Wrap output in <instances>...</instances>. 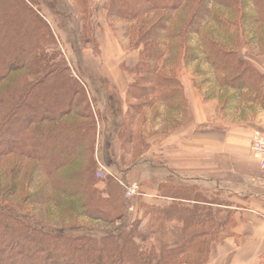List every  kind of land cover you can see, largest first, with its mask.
<instances>
[{
	"label": "trees",
	"instance_id": "16d2710c",
	"mask_svg": "<svg viewBox=\"0 0 264 264\" xmlns=\"http://www.w3.org/2000/svg\"><path fill=\"white\" fill-rule=\"evenodd\" d=\"M87 1L75 0L81 15L89 11ZM106 20L128 24L138 50L133 67L121 66L134 76L126 99L141 101L128 104L123 151H148L150 136L142 140L137 124L144 109H153L152 127L160 121L176 125L187 115L175 74L191 65L196 76L207 65L216 87L232 91L223 98L225 115L245 104L264 111V74L240 54L253 44L264 57V0H110ZM96 117L33 1L0 0V264H206L211 244L231 235V218L203 216L198 206L213 203L189 188L160 184L158 196L172 201L162 220L174 212L185 222L176 231L177 243H148L139 233L143 217L123 227L129 221L128 183L96 176ZM29 174L39 181L34 188L25 182ZM180 201L195 206L186 212ZM25 206L50 211L51 228L22 214ZM76 218L110 229L99 237L73 236L85 230L65 227ZM185 254L189 260L178 261Z\"/></svg>",
	"mask_w": 264,
	"mask_h": 264
},
{
	"label": "rangeland",
	"instance_id": "374dc122",
	"mask_svg": "<svg viewBox=\"0 0 264 264\" xmlns=\"http://www.w3.org/2000/svg\"><path fill=\"white\" fill-rule=\"evenodd\" d=\"M32 1L35 9L39 11V14L51 28L55 35L58 51L70 68L72 75L84 86L90 104L97 114L95 119L96 141L94 158L96 167H98L96 162L98 161L108 172L105 173V178L100 180L105 181V179L113 176L118 179H123L128 183V187H137L142 192L134 197L126 198L130 203L129 221H127L123 227L129 226L132 220L136 218L141 219L143 217L139 226V233L142 234L144 238H147L148 243L158 244V242H160L164 246L171 245L174 242L177 243L176 231L183 227L185 222L180 220L179 217H177L178 215H174V212L168 214V216L165 217V221L162 220L164 219L162 209H168V205L172 203L171 199L158 196L159 192L157 189L154 197L152 196L150 198L148 196L152 185L150 181H145L144 177L146 174H151L152 166L150 162L146 163L148 158L145 155L144 148L139 150L136 154H129L122 150V145L120 143L124 135L123 128L125 124H127L129 118L128 104L141 102L128 100L125 97L126 87L128 83L134 81V76L126 71H122L121 66H124L126 70L133 67L137 61L136 55L138 54V50L133 46V42L127 35L129 25L119 21L109 22L106 20V10L110 0H88L87 6L89 11L86 15H81V9L76 5L75 0ZM103 34H106L110 41L119 47L116 48L115 53L112 52L113 57H111V53L108 57H102V54H100L98 41L100 42V37ZM261 53V50L253 44L243 46L240 51L241 56L249 61L250 59L259 60L258 57L261 56ZM251 63L259 70L256 62ZM193 67L194 65L188 66L175 74L183 89L184 83L194 88L192 82L195 81L200 85V91L196 90L198 91L201 101L209 102L216 98L217 110L225 116V112L221 111V105L225 94H232V91L220 90L216 87L214 76L209 72V67L207 65H200L201 71L205 72L204 74L199 73V76L194 75ZM114 70L118 75L121 74L122 77L103 79L97 76L98 72L106 71L111 74ZM122 86L125 88H123V91L122 89L120 90ZM243 106H245L242 108L243 110L240 109L235 112V117L238 121H241V119L244 121L248 120V118H253L258 110L261 111L259 107L255 105L251 106L245 104ZM246 107H248V110L245 109ZM161 110L163 111L164 109ZM152 119L153 109H144L137 118V124L138 127H140L142 140L147 136H151L155 139L156 144H154L153 151L156 150L157 152V147L166 135H169L179 126L188 122L189 113L187 111L185 117H179V123L176 125V122L168 124L161 123L160 121L158 125L152 127ZM239 123L240 122H238V124ZM153 161H155L153 162V169L154 167L158 168L160 165L159 159H154ZM153 181L154 184H156V188H158L160 184L164 186H183L189 188L191 192L197 194L202 201L213 203L211 207L207 204L198 206L203 216L208 212V215H212L214 219L219 221L227 217L230 218V211L225 207L231 206L233 203L230 202L224 193L188 183H171V185H168L166 182H163L164 180L163 178L161 179L160 176H158V178L154 176ZM25 182H31L33 185L32 188L39 184L36 174L27 175ZM98 188L104 190L105 186L100 184ZM16 200V198H10V202L12 203L17 202ZM178 203L184 207L182 209L186 210V212H190L189 209L195 206L191 201H180ZM142 204H147L148 208H142ZM173 210L175 212L177 211L176 209ZM20 212H22V214H28V217L32 216V219L36 220L38 223L42 221L44 223V225H42L45 229L51 228L46 225L48 220H50L48 214L50 211L47 212L44 208L41 210L39 208L25 206ZM184 215L186 218L188 214L184 212ZM184 217L182 216V219ZM158 218L159 220H157ZM55 226L56 228L61 227L59 225ZM67 226L85 227L84 231L74 232L73 236L84 235L99 237L103 232L110 229L109 226L104 224L92 223L82 218H76V222L73 225L66 224L65 227ZM116 227L121 226L118 223ZM126 230L128 231V228ZM141 240H143V238L137 242L139 243ZM207 246L208 245H206V247ZM188 260V254L178 257V261L180 262Z\"/></svg>",
	"mask_w": 264,
	"mask_h": 264
},
{
	"label": "crops",
	"instance_id": "0c3cea01",
	"mask_svg": "<svg viewBox=\"0 0 264 264\" xmlns=\"http://www.w3.org/2000/svg\"><path fill=\"white\" fill-rule=\"evenodd\" d=\"M98 44L102 57L110 53L113 57L112 52L118 47L106 34ZM258 59L250 61L256 62L264 74V57ZM97 76L122 77L115 70L111 74L98 72ZM184 94L188 100V122L166 135L157 152L153 151L155 139H147L150 148L145 153L146 163L152 166L151 174L144 177L152 185L148 196L156 194L154 176H160L168 185L188 183L224 193L233 203L225 208L234 225L230 236L211 244L206 264H264V172L250 154L251 135L264 133V112L258 110L253 118L238 121L235 112L224 116L217 110L216 98L202 102L198 91L187 83ZM154 159H159L160 165L153 169Z\"/></svg>",
	"mask_w": 264,
	"mask_h": 264
},
{
	"label": "built area",
	"instance_id": "2783aa9c",
	"mask_svg": "<svg viewBox=\"0 0 264 264\" xmlns=\"http://www.w3.org/2000/svg\"><path fill=\"white\" fill-rule=\"evenodd\" d=\"M250 154L253 160L258 164L259 168L264 172V133L254 132L250 138ZM98 169L96 172L97 178H103L107 170L98 162ZM120 185H122L120 183ZM125 197L131 198L136 196L137 188L134 186L124 187Z\"/></svg>",
	"mask_w": 264,
	"mask_h": 264
}]
</instances>
